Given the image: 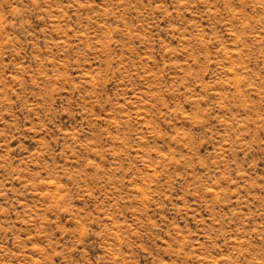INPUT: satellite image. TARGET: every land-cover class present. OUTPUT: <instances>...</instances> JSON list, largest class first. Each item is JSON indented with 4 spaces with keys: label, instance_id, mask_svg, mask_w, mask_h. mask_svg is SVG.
Instances as JSON below:
<instances>
[{
    "label": "rangeland",
    "instance_id": "obj_1",
    "mask_svg": "<svg viewBox=\"0 0 264 264\" xmlns=\"http://www.w3.org/2000/svg\"><path fill=\"white\" fill-rule=\"evenodd\" d=\"M0 264H264V0H0Z\"/></svg>",
    "mask_w": 264,
    "mask_h": 264
}]
</instances>
